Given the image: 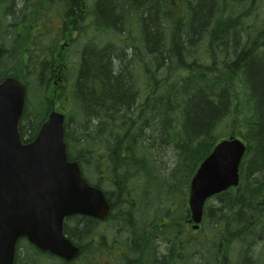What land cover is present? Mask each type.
Listing matches in <instances>:
<instances>
[{
    "label": "trees",
    "instance_id": "16d2710c",
    "mask_svg": "<svg viewBox=\"0 0 264 264\" xmlns=\"http://www.w3.org/2000/svg\"><path fill=\"white\" fill-rule=\"evenodd\" d=\"M84 1L0 0V80L20 77L28 89L22 140L36 136L52 108V66L76 31L68 37L81 49L66 94L67 150L107 193L110 227L129 233L128 247L139 251L131 255L144 264H219L225 239L224 264H264V0ZM72 5L81 6L75 21ZM230 135L247 144L240 184L207 203L190 236V181ZM68 221L76 258L21 238L14 264H92L98 220Z\"/></svg>",
    "mask_w": 264,
    "mask_h": 264
},
{
    "label": "water",
    "instance_id": "95a60500",
    "mask_svg": "<svg viewBox=\"0 0 264 264\" xmlns=\"http://www.w3.org/2000/svg\"><path fill=\"white\" fill-rule=\"evenodd\" d=\"M3 49L0 46V58ZM26 87L14 77L0 82V264H14L21 237L66 260L80 248L64 234L73 214L106 218L110 204L102 189L90 185L78 161L70 160L64 139V114L52 110L36 137L24 143L18 125ZM246 144L231 136L219 142L191 180L189 204L197 229L206 200L237 186Z\"/></svg>",
    "mask_w": 264,
    "mask_h": 264
},
{
    "label": "flooded vegetation",
    "instance_id": "af4514ba",
    "mask_svg": "<svg viewBox=\"0 0 264 264\" xmlns=\"http://www.w3.org/2000/svg\"><path fill=\"white\" fill-rule=\"evenodd\" d=\"M80 7L81 6H74L72 5L71 8L67 9V14L69 15L68 20L70 21H75L80 18ZM73 12V16L71 13ZM61 22L62 19H61ZM65 46H62L61 49L64 50ZM62 65L60 66L59 64H54L52 67L54 70H56V73L51 78L49 81V84H47V89L51 93H61L64 86L61 83H58L56 81L57 78V73H61L65 68L66 65L61 62ZM56 66V68H55ZM56 84L57 87L55 89H51L52 84ZM51 85V86H50ZM131 209L130 207H126L124 209L125 212H129ZM96 225H99V221L96 223ZM187 233L192 236L193 230H192V224L189 222L186 225ZM105 236L103 233L101 235L96 236V244H95V250L94 254L92 255V263L93 264H144L142 261H140V256H134V254L131 255L130 251L131 249L128 247L127 243L129 242V239H124V240H119L112 238L110 241L105 238V241L107 243V253L105 254H99L98 253V243L100 238ZM226 241L225 239L220 240V246H221V251L224 252L226 250L225 248ZM160 250V249H159ZM130 254V255H129Z\"/></svg>",
    "mask_w": 264,
    "mask_h": 264
},
{
    "label": "rangeland",
    "instance_id": "374dc122",
    "mask_svg": "<svg viewBox=\"0 0 264 264\" xmlns=\"http://www.w3.org/2000/svg\"><path fill=\"white\" fill-rule=\"evenodd\" d=\"M68 43H71V39L66 42V44H68ZM64 49H65L64 52L70 56V59H69L70 64H69V68H66L63 73H57L56 81L58 83H61V80L67 81L68 77L72 78L74 81V76L76 75L77 66H78V64H77L78 57L76 54L78 53V50H79V44L72 42V45H70V46L66 45ZM51 84H52V82H51ZM37 86L39 87V85L37 83L32 84L33 93L29 95V100L31 101V103H33L35 101V96L39 93V88ZM56 87H57V85L53 83L51 86V89H55ZM60 97H63L62 100H63L64 111L65 112L67 111L68 112L67 114L69 115L70 112H73V107L71 106V102H70L68 97H64L62 95H60ZM73 122L74 121H71V125ZM65 141H66V139H65ZM66 144H67V142H66ZM96 174H97V172L96 171L94 172V169L91 166L88 170L89 177H91V179H93V180H96V179H98V176ZM68 222L69 221L67 220V223ZM114 227H115V225H114ZM99 231L101 233H103L109 241L112 237H118L119 238L120 234H122L121 232H118L116 229L112 230V226L110 227V222L102 224L99 228ZM127 231H129V230H127ZM128 234L129 233H123L121 235V237L125 236L126 237L125 239H128ZM137 252H139V251L137 250ZM137 252H135L134 248L130 251V253H135V254H137ZM138 256H141V255H138Z\"/></svg>",
    "mask_w": 264,
    "mask_h": 264
},
{
    "label": "bare ground",
    "instance_id": "6f19581e",
    "mask_svg": "<svg viewBox=\"0 0 264 264\" xmlns=\"http://www.w3.org/2000/svg\"><path fill=\"white\" fill-rule=\"evenodd\" d=\"M18 131H19V136H20V139L22 140V137H21V132H20V129H19V125H18ZM23 141V140H22ZM67 153H68V151H67ZM68 157H69V154H68ZM69 159H70V157H69ZM71 160V159H70ZM194 176V175H193ZM192 180V179H191ZM190 185H191V181H190ZM190 188V187H189ZM217 194H219V193H216V194H214V195H212V196H210V197H215V195H217ZM259 210H261V211H264V207H262L261 209L259 208ZM75 214H73V215H70V216H67V217H65L67 220H68V218L69 217H71V216H74ZM203 215H204V210H203ZM118 229H119V226H118ZM120 232V231H119ZM132 241H133V239H132ZM136 243H140V240H138V242L136 241V240H134ZM258 242H260V243H263L264 241H263V239H259V241ZM142 244V243H141ZM155 247V246H154ZM257 248V247H256ZM224 260H225V257L224 256H222L221 257V259H220V262L222 263V264H224Z\"/></svg>",
    "mask_w": 264,
    "mask_h": 264
}]
</instances>
